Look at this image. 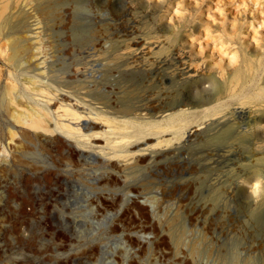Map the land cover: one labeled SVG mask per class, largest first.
<instances>
[{"label": "rangeland", "instance_id": "rangeland-1", "mask_svg": "<svg viewBox=\"0 0 264 264\" xmlns=\"http://www.w3.org/2000/svg\"><path fill=\"white\" fill-rule=\"evenodd\" d=\"M0 9V264H264V186L245 187L256 172L264 179V132L240 108L264 114V0H0ZM134 37L193 43L194 55L223 63L229 95L221 82L208 105L226 116L181 150L108 166L100 148L85 157L30 125L57 76L102 96L111 86L96 80L102 62ZM84 39L98 42L97 61L81 58ZM14 41L26 48L17 59ZM113 136L124 143L120 128Z\"/></svg>", "mask_w": 264, "mask_h": 264}, {"label": "bare ground", "instance_id": "bare-ground-1", "mask_svg": "<svg viewBox=\"0 0 264 264\" xmlns=\"http://www.w3.org/2000/svg\"><path fill=\"white\" fill-rule=\"evenodd\" d=\"M2 11L0 9V27ZM238 36L241 52L246 54L247 40L243 31L240 30ZM84 43L87 46L81 49V58L87 62L97 61L98 42L88 39ZM192 45H166L158 39L136 37L116 43L113 53L102 62L104 75L96 79L111 85L102 87V96L88 97V88L75 86L70 77L57 76L43 88L47 98L45 110L33 116L30 125L47 135L62 134L73 140L85 157L90 156L86 151L93 153L100 148L107 166L112 160L126 165L141 155L155 161L166 147L167 152L181 150L187 142L206 131L201 129L204 124L209 126L219 117L226 116L223 113L216 118L217 106L208 104L218 99L219 91L224 88L226 99L229 95L224 64L214 63L213 57L209 60L204 55H194L190 49ZM25 51L22 43L14 41L13 58L17 59ZM237 56L238 51H234L230 60L237 59ZM237 69L236 75L240 76V67ZM77 72L84 73L85 70ZM221 82L224 83L223 89L219 88ZM111 93L116 95L111 96ZM209 94L213 95L210 97ZM15 101L13 89H10L7 102L12 106ZM240 108L250 114L254 127L264 132V114L258 113L260 108L243 105ZM200 112H205L207 117L196 119L195 114ZM117 128L121 131L120 142L124 143H112ZM100 139H105L104 145ZM247 182L245 187L250 192L260 191L264 186V179L258 172L248 177ZM106 198L115 197L107 195Z\"/></svg>", "mask_w": 264, "mask_h": 264}]
</instances>
